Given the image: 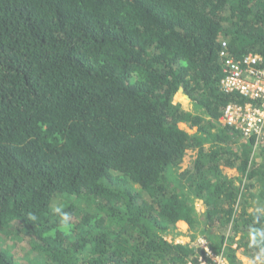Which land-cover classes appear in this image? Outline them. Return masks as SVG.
Masks as SVG:
<instances>
[{"label":"trees","instance_id":"trees-1","mask_svg":"<svg viewBox=\"0 0 264 264\" xmlns=\"http://www.w3.org/2000/svg\"><path fill=\"white\" fill-rule=\"evenodd\" d=\"M248 53L264 0H0V264H189L179 220L264 264V140L220 120Z\"/></svg>","mask_w":264,"mask_h":264},{"label":"built area","instance_id":"built-area-1","mask_svg":"<svg viewBox=\"0 0 264 264\" xmlns=\"http://www.w3.org/2000/svg\"><path fill=\"white\" fill-rule=\"evenodd\" d=\"M225 63L220 87L227 93H239L258 104L229 102L220 120L237 127L245 138L264 140V58L248 53L240 59L228 58ZM194 242L204 253L189 264H228L225 256L214 251L204 236H196Z\"/></svg>","mask_w":264,"mask_h":264},{"label":"rangeland","instance_id":"rangeland-1","mask_svg":"<svg viewBox=\"0 0 264 264\" xmlns=\"http://www.w3.org/2000/svg\"><path fill=\"white\" fill-rule=\"evenodd\" d=\"M177 96H178L180 102L182 103V106L187 110H191L192 106H191L190 102L186 98H184L180 92L177 93ZM193 156H194V151H187V154L184 157L182 166L185 167L190 162V160ZM197 208L202 209L200 202H197ZM177 231L178 232L173 236V239L176 242L187 243V242L191 241L192 239H194L196 236L201 235L198 232L194 233V231H192L189 228V226H185V228H180V230L177 229ZM192 235H194V238L192 237ZM17 240H18V238L16 239V241ZM16 241L14 243H16ZM14 248L16 249V253L18 254L20 261H23V262L28 261V256H29V254L27 253L28 243L26 240H24V241L18 240V244L15 245ZM26 258H27V260H26ZM243 264H250V261H243Z\"/></svg>","mask_w":264,"mask_h":264},{"label":"clouds","instance_id":"clouds-1","mask_svg":"<svg viewBox=\"0 0 264 264\" xmlns=\"http://www.w3.org/2000/svg\"><path fill=\"white\" fill-rule=\"evenodd\" d=\"M54 211H55L57 214L61 215V217H62V222L67 221V219H68V214H67V213H62V212H61V209H60L59 207L55 208Z\"/></svg>","mask_w":264,"mask_h":264},{"label":"crops","instance_id":"crops-1","mask_svg":"<svg viewBox=\"0 0 264 264\" xmlns=\"http://www.w3.org/2000/svg\"><path fill=\"white\" fill-rule=\"evenodd\" d=\"M176 225H177V229L179 230L180 228H185V226H188L187 223L183 220H179Z\"/></svg>","mask_w":264,"mask_h":264}]
</instances>
